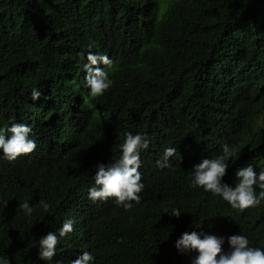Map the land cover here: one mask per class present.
I'll use <instances>...</instances> for the list:
<instances>
[{
	"label": "trees",
	"instance_id": "trees-1",
	"mask_svg": "<svg viewBox=\"0 0 264 264\" xmlns=\"http://www.w3.org/2000/svg\"><path fill=\"white\" fill-rule=\"evenodd\" d=\"M89 51L113 64L96 98L84 87ZM12 123L30 126L37 146L0 159V256L10 264H45L32 242L73 218L49 262L68 264L87 243V216L93 264H180L174 241L194 224L225 237L224 250L232 234L264 249V201L241 212L190 186L196 157L223 143L238 151L232 162L264 170V0H0V128ZM124 131L149 139L140 202L90 213L93 160L118 158ZM174 146L179 159L158 168ZM173 207L179 218L163 213Z\"/></svg>",
	"mask_w": 264,
	"mask_h": 264
},
{
	"label": "clouds",
	"instance_id": "clouds-1",
	"mask_svg": "<svg viewBox=\"0 0 264 264\" xmlns=\"http://www.w3.org/2000/svg\"><path fill=\"white\" fill-rule=\"evenodd\" d=\"M94 46L92 42L88 48ZM112 66V61L106 54L92 51L87 53L83 65V77L89 97L102 96L110 88L112 81L109 79V70ZM40 94L38 87H33L29 97L35 101ZM81 100H83L82 93ZM31 133V127L24 123H12L7 129L0 128V159L11 163L18 156L33 152L37 144ZM148 146L149 139L143 134L124 131L123 142L118 145V158L108 164L100 163L98 157L93 160L95 167L91 166L92 174L89 182L87 185L83 182L84 196L89 204L90 213L96 212L97 207H104L107 210L110 200L125 210L133 207L134 203L140 202L139 193L144 188L138 171L141 165L140 153ZM237 153L234 146L223 143L219 154L214 157L205 158L206 155L196 157L199 162L190 169V186L202 188L214 197L219 196L232 209L243 212L264 201V170L254 172L252 167H246L240 161L232 162L236 159ZM170 158L179 159L175 146L164 148L160 159L156 161V166L170 168ZM233 174H235L234 184L223 182ZM5 203L6 201L4 205ZM39 207L47 212L49 205L40 200ZM20 208L25 216L29 218L32 216L33 206L27 201L22 203ZM163 213L179 218L182 211L173 207L171 210L165 209ZM74 224L73 218H64L56 231H49L35 239L31 246L37 249V258L49 264L56 254L58 241L72 232ZM94 225L90 216L82 220L84 240L87 243L83 247H74L78 252L72 256L68 264H93L91 245ZM194 225L187 227V231L181 233L174 241V248L184 259L180 264H264V249L250 246L245 235H229L226 240L227 250H224L222 246L225 244V237L215 235L214 231H208L209 226ZM0 264H10L6 255L0 256Z\"/></svg>",
	"mask_w": 264,
	"mask_h": 264
}]
</instances>
